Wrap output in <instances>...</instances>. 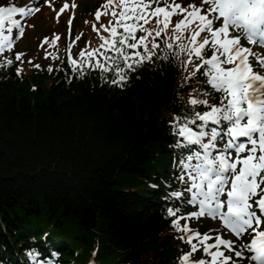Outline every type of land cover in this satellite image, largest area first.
I'll return each instance as SVG.
<instances>
[{"label": "trees", "instance_id": "16d2710c", "mask_svg": "<svg viewBox=\"0 0 264 264\" xmlns=\"http://www.w3.org/2000/svg\"><path fill=\"white\" fill-rule=\"evenodd\" d=\"M180 76L145 63L120 88L97 72L77 78L65 61L31 90L0 70V264L32 249L59 250L64 264H177L159 170L170 178L178 155Z\"/></svg>", "mask_w": 264, "mask_h": 264}, {"label": "snow or ice", "instance_id": "6c2138e0", "mask_svg": "<svg viewBox=\"0 0 264 264\" xmlns=\"http://www.w3.org/2000/svg\"><path fill=\"white\" fill-rule=\"evenodd\" d=\"M68 8L65 2L57 17ZM101 9L96 21L111 15L107 25L93 24L101 43L81 50L79 59L69 51L73 75L97 72L104 83L123 88L145 63L162 61L181 72L186 95L178 93L179 111L169 121L178 187L166 184L161 196L187 249H178L177 264H264V51H258L264 49V0H106ZM39 11L36 0L0 6V70L22 59L14 53L25 34L17 17ZM201 218L214 226L201 233L188 223ZM28 255L42 264L38 249Z\"/></svg>", "mask_w": 264, "mask_h": 264}, {"label": "rangeland", "instance_id": "374dc122", "mask_svg": "<svg viewBox=\"0 0 264 264\" xmlns=\"http://www.w3.org/2000/svg\"><path fill=\"white\" fill-rule=\"evenodd\" d=\"M17 1V0H14ZM2 2H4V4L6 6L9 5V1L8 0H2ZM85 2V0H82L81 6H83V3ZM189 1L187 0L185 2L188 3ZM27 5H30V2H27ZM57 13L53 12L49 15H34L28 18H22V17H17V19H20L22 23L25 24V32L26 34H24V36L22 38H20L18 40V42L15 44V50H18L20 54L22 55V59L21 61H17V67L16 69H20V73L24 74V76L26 77V79L29 81L30 83V88L31 90H36L38 87V80H40L41 78H43L44 81V85L46 87H48L51 83V77H46L44 76L43 72L47 70L48 66L44 65V63H42L41 59L37 56H33L34 53H30L28 54V50H31L32 52L34 51L32 48V43L33 41L30 40V36H31V32L33 30H42L45 31L46 28H49L50 30L52 29V27H54V22L51 21L54 17H56ZM177 20V17H173V23H175V21ZM155 21L153 19L152 24L147 25L146 27H152L154 25ZM100 24H108V20L102 21V19H100L99 22H97L95 25L97 28L100 27ZM45 26H49V27H45ZM93 27L89 26L88 27V31H90ZM57 29V28H56ZM75 29H77V27H75ZM28 34V35H27ZM95 35H97V33L94 31ZM101 35H105L106 33L101 32ZM169 35H171V32H169ZM28 36V37H27ZM59 36V39L57 40L56 37ZM55 37V43H53V47H54V51L57 57H64L69 55V51H68V47H67V42L65 40V38H63L60 34H58ZM30 40V41H29ZM16 53V52H14ZM5 56L12 58L13 53L12 52H6L4 54ZM30 61V62H29ZM39 64L40 68H36L35 65ZM190 84H192L193 88L196 87H200V84H197L195 81H191ZM190 90V89H188ZM186 94V92H185ZM162 174L163 177L168 176V174H164L163 173V169L159 170ZM156 175H154L155 177ZM154 183H157L155 181H153ZM159 183V182H158ZM144 188V187H143ZM142 187L140 189H143ZM197 226L205 229L208 227L207 221L203 218H201L199 220V222H196ZM214 226V225H213Z\"/></svg>", "mask_w": 264, "mask_h": 264}]
</instances>
